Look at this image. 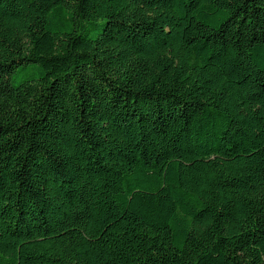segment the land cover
<instances>
[{
	"label": "trees",
	"instance_id": "obj_1",
	"mask_svg": "<svg viewBox=\"0 0 264 264\" xmlns=\"http://www.w3.org/2000/svg\"><path fill=\"white\" fill-rule=\"evenodd\" d=\"M0 264H264V0H0Z\"/></svg>",
	"mask_w": 264,
	"mask_h": 264
}]
</instances>
